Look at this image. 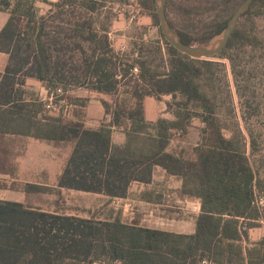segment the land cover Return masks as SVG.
<instances>
[{"label": "trees", "instance_id": "obj_1", "mask_svg": "<svg viewBox=\"0 0 264 264\" xmlns=\"http://www.w3.org/2000/svg\"><path fill=\"white\" fill-rule=\"evenodd\" d=\"M41 1L50 6L45 15H39L34 0H0V10L9 13L0 32V52L9 55L0 74V134L55 144L73 142L55 190L125 198L131 183H149L154 168L160 166L182 179V194L198 199L201 212L195 217V233L188 235L138 222L126 224L118 216L113 220L82 218L0 200V264H264V238L249 243V230L264 217L253 204L254 187L262 190L260 170L251 162L248 148L237 138H227L217 119V84L212 83L210 58L197 65L195 61L201 59L190 58L165 41L155 0H143V5L158 28L156 52L159 63L165 64L163 69L153 67L149 60L121 64L111 47L109 28H97L95 18L76 15L77 9L96 13L105 6L104 0ZM168 1L170 26L184 43L194 45L191 36L175 28L167 12ZM258 1L264 0L253 1L249 8ZM66 7L71 8L66 11ZM227 22L219 23L214 34L221 33ZM236 34L237 27L219 54L230 48ZM159 42L165 45L168 58ZM134 66L150 89L139 92L135 86L131 94L126 92L130 97L116 98L114 105L103 102L111 120L99 129H87L80 119L47 116L39 97L25 98L27 78L42 82L47 89L65 90L90 81L95 91L114 95L120 83L117 76L125 79ZM204 69L211 74L207 79L212 97L201 88ZM161 95H171L174 102L181 97L167 105L174 118L148 123L144 99ZM193 114L210 132L205 128L202 145L194 148L191 159L186 148L169 147L176 135L185 137ZM113 127L125 130V145L112 144ZM7 161L0 156L1 173L6 171ZM5 187L0 184L1 189ZM48 190L28 183L22 191L39 194Z\"/></svg>", "mask_w": 264, "mask_h": 264}, {"label": "rangeland", "instance_id": "obj_2", "mask_svg": "<svg viewBox=\"0 0 264 264\" xmlns=\"http://www.w3.org/2000/svg\"><path fill=\"white\" fill-rule=\"evenodd\" d=\"M39 15H45L50 6L41 0H34ZM56 2L57 0H50ZM105 6L96 13H86L77 9L78 17L95 18L97 28H109V40L111 47L118 54L121 64H133V62L153 61V67L163 69L165 64L159 63L157 55L158 28L154 25L153 17L149 9L143 5V0H104ZM242 0H169L167 12L173 21L175 28L187 33L194 40L196 46L209 43L219 34H214L215 27L233 15ZM71 7H66L69 11ZM66 17V16H65ZM49 22L48 25H51ZM55 24V23H54ZM66 26L65 21L61 23ZM206 38L208 40L202 42ZM166 58V47L159 42ZM88 46H86L87 48ZM88 50V48H87ZM92 51L88 50L90 54ZM210 58L212 68V83L217 84V119L225 127L224 134L227 138L234 137L241 146L248 148L251 162L259 168L264 194V1L256 2L237 24V34L231 42L230 48L224 53ZM82 59V55L78 56ZM195 61L198 65L202 60ZM167 61V59H166ZM81 64V63H80ZM124 68V65L123 67ZM200 80L203 92L212 97L208 86L207 77L211 74L205 71ZM214 78V80H213ZM120 83L118 91L114 95L95 91L90 81H83L80 87L69 88V100L72 106L62 114H54L45 110L47 116L59 117L68 120H85L84 107L91 97L99 96L102 101L114 105L115 99L130 97L133 88L139 92L150 89L148 84L140 76V70L134 66L127 77L117 76ZM95 82V80L93 81ZM126 92L130 93L127 94ZM157 103H177L171 95H161ZM56 115V116H55ZM194 115V114H193ZM207 116V113L204 114ZM164 117L169 118V114ZM192 118V117H191ZM191 127H187L186 139H178L173 143L174 149H191L192 144L205 138V128L210 132L201 118L193 116ZM190 127V128H189ZM200 138V139H199ZM250 145V146H249ZM20 149L23 148L22 144ZM254 146V147H253ZM28 206L42 208L46 211H58L67 215L82 218L106 219L122 209L124 204L118 200L111 201L103 195L82 193L73 190L58 191L52 187L45 193L31 194L25 200ZM129 204V203H128ZM148 207L134 206L125 208L128 216H143ZM264 213V209L262 211ZM192 214V213H189ZM155 217V216H154ZM149 219H154L150 217Z\"/></svg>", "mask_w": 264, "mask_h": 264}, {"label": "crops", "instance_id": "obj_3", "mask_svg": "<svg viewBox=\"0 0 264 264\" xmlns=\"http://www.w3.org/2000/svg\"><path fill=\"white\" fill-rule=\"evenodd\" d=\"M8 19L9 13L0 10V32ZM8 62L9 55L0 52V74L4 73ZM23 89L26 91L25 98L27 100H31L33 96L39 97L40 100L47 88L42 82L34 78H27L25 79ZM86 97H91V99L84 107V125L87 129H99L103 123L111 120V116L107 115L105 111L103 104L105 101H102L99 96L91 95ZM157 99L159 98L154 96L145 97L143 102L145 120L148 123H156L160 118L172 120L174 118L173 114L167 107L171 102L166 103V105L160 104L159 106ZM165 114H169L170 117H164ZM193 116L189 122L190 127L192 126L191 121L193 120ZM179 138L185 140L186 135L184 138L176 135L171 140L169 149H174L173 143L178 141ZM111 140L113 145H125L127 143L125 130L122 127H113ZM198 141L192 144L191 149H187L190 152L189 157L191 159L195 157L192 154L194 148L202 145V136L200 142ZM19 144L23 145L20 151L19 148L21 146H18ZM3 145L5 149L1 150ZM73 147V142L55 144L19 134H0V156L8 158L7 165L5 166L6 171L4 173L0 172V184L6 186L4 189L0 188V200L26 204L25 200L31 196V193L26 194L22 190L25 184L28 183L56 188L57 180L67 164ZM182 185L183 181L181 178L169 175L163 168L156 166L153 170L151 181L149 183H131L125 198L109 199L104 194L84 191L77 192L103 195L111 201L118 200L125 203L124 211L121 209L119 211L120 214L118 212L114 213L112 216L106 218L108 220H113L118 216L126 224L138 222L140 226L189 235L195 233V217L197 216L190 209L192 204L199 200L183 195ZM62 190L69 191V189ZM131 204L139 208L148 207L149 209L144 211L143 216H128L125 213V208ZM150 217L154 219H149ZM262 238H264V217L258 221L255 227L249 230V243L251 245L256 244Z\"/></svg>", "mask_w": 264, "mask_h": 264}, {"label": "water", "instance_id": "obj_4", "mask_svg": "<svg viewBox=\"0 0 264 264\" xmlns=\"http://www.w3.org/2000/svg\"><path fill=\"white\" fill-rule=\"evenodd\" d=\"M255 0H244L234 11L228 20L224 30L209 43L203 45H189L182 41L180 35L170 26L166 16L167 0H155L156 14L159 19V26L166 42L178 52L194 59H202L219 54L228 44L239 19L249 9Z\"/></svg>", "mask_w": 264, "mask_h": 264}, {"label": "built area", "instance_id": "obj_5", "mask_svg": "<svg viewBox=\"0 0 264 264\" xmlns=\"http://www.w3.org/2000/svg\"><path fill=\"white\" fill-rule=\"evenodd\" d=\"M67 93L68 92L63 87L46 89L45 94L40 98V102L42 103L44 110L54 114H62L66 112L68 108L73 107L68 99ZM253 204L260 211H263L264 194L262 192H259L255 187H254ZM190 210L193 214L198 215L201 212V202L200 201L194 202ZM201 264H210V263L207 261H202Z\"/></svg>", "mask_w": 264, "mask_h": 264}, {"label": "flooded vegetation", "instance_id": "obj_6", "mask_svg": "<svg viewBox=\"0 0 264 264\" xmlns=\"http://www.w3.org/2000/svg\"><path fill=\"white\" fill-rule=\"evenodd\" d=\"M236 27H237V26H236ZM234 31H235V30H234ZM233 33H234V32H233ZM232 35H233V34H232ZM231 37H232V36H231ZM230 39H231V38H230ZM230 39H229V41H230ZM223 50H224V49H223ZM223 50H222V51H223ZM222 51H221V52H222Z\"/></svg>", "mask_w": 264, "mask_h": 264}]
</instances>
